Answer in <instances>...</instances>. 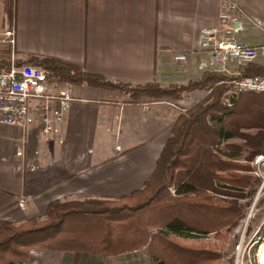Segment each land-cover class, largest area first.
Here are the masks:
<instances>
[{
  "label": "crops",
  "instance_id": "1",
  "mask_svg": "<svg viewBox=\"0 0 264 264\" xmlns=\"http://www.w3.org/2000/svg\"><path fill=\"white\" fill-rule=\"evenodd\" d=\"M224 1L237 5L228 28L220 20ZM14 8V55L58 58L116 83L165 87L214 71L200 68L208 61L204 27L264 45V0H15ZM179 53L188 54L185 63L173 60ZM249 65L264 69L260 58L240 67L231 61L229 74ZM72 92L61 143L57 135L37 137L35 128L0 124V222L44 216L59 199L140 188L180 113L162 103H131L116 90L78 85ZM204 93L191 92L189 105Z\"/></svg>",
  "mask_w": 264,
  "mask_h": 264
},
{
  "label": "trees",
  "instance_id": "2",
  "mask_svg": "<svg viewBox=\"0 0 264 264\" xmlns=\"http://www.w3.org/2000/svg\"><path fill=\"white\" fill-rule=\"evenodd\" d=\"M3 5L8 26L13 27L15 0H4ZM11 53L9 44L0 49V71L9 68ZM15 63L37 66L61 85L130 86L132 95L155 99L184 91L205 93L179 113L140 188L112 198L51 201L43 219H31L25 228L0 222V264H22L33 246L101 256L147 247L149 258L140 264H200L215 259L214 251L185 246L180 240L204 239L211 233L221 236L223 229H232L245 218L262 181L249 162L264 155V94L234 93L228 81L236 76L217 71H205L181 85L121 86L50 56L31 55ZM263 74L264 69L252 65L241 72Z\"/></svg>",
  "mask_w": 264,
  "mask_h": 264
},
{
  "label": "built area",
  "instance_id": "3",
  "mask_svg": "<svg viewBox=\"0 0 264 264\" xmlns=\"http://www.w3.org/2000/svg\"><path fill=\"white\" fill-rule=\"evenodd\" d=\"M236 9L235 3L224 1L223 10L220 13L223 27L228 28L229 22L233 20L231 11ZM0 43L9 44L13 48L14 27L0 33ZM200 44L201 51L208 55V61L200 63V68L203 70L210 68L230 75L228 65L231 61L240 67L258 58L264 66V45L251 46L238 42L229 29L222 32L218 26L202 28ZM187 57V53H179L174 54L172 58L176 63H185ZM232 75L236 78L229 80L228 83L232 86L234 93H243L247 89H264V74L243 76L238 72ZM73 100L71 84L61 85L55 82L37 66L17 65L12 60L8 69L0 71V124L2 125L20 127L24 130L35 128L37 137L48 140L57 135L61 143V124ZM255 161L257 164L264 162V155L257 156ZM263 187L264 177H262L260 191ZM263 224L264 219L260 225ZM259 229L260 226L256 228L254 234ZM255 243L257 242L248 243L247 241L244 246L241 240L235 251L234 264H264L262 258L264 238L257 252L250 255Z\"/></svg>",
  "mask_w": 264,
  "mask_h": 264
},
{
  "label": "rangeland",
  "instance_id": "4",
  "mask_svg": "<svg viewBox=\"0 0 264 264\" xmlns=\"http://www.w3.org/2000/svg\"><path fill=\"white\" fill-rule=\"evenodd\" d=\"M2 1L4 0H0V31L11 27L8 26V23L6 21L5 13L3 11L4 5L2 4ZM4 45L5 44L0 43V49H2ZM10 57H11L10 62L12 60H14V62H16L17 60H21V58H19V56L17 55H14V53H11ZM69 84H71L72 87H74V92H75V87L78 85L72 83ZM117 84L121 86L122 85L126 86L124 83H117ZM175 85H181V84H175ZM102 89L111 90V91L116 90L118 92H122L123 93L122 98H125L129 102L134 104L135 103L146 104L152 102L162 103L165 104V106H171L175 108V110L180 113L184 112L185 109L190 107L189 104L190 101L192 100L190 97L191 95H193L190 94L191 92L184 91L180 93V95L178 96L177 94L168 95L159 99H155L147 95H136V96L132 95L130 92L131 89L130 86L129 87L126 86L122 88L119 86L117 88H102ZM193 96L195 97V95ZM107 97L111 98L112 96L107 95ZM257 156L252 161H250L249 164L254 167L253 173L261 176L262 178L264 177V162L257 164V162L255 161ZM260 188L261 185L258 189V192L256 193L257 199L255 196L251 200L245 218L237 226L233 227L232 229H227V230L223 229L221 236L220 235L216 236L215 234L211 233L207 238L204 239L180 240L181 243L185 246H191L200 249L207 248L208 250L215 252V254L211 255V258H215V259L200 264H234L235 251L237 250V246L239 245L241 240L244 246L247 244V241L248 243L257 242L250 251V255L252 253L257 252L258 246L260 245L262 238H264V224L260 225V223L264 219V199H262L260 202L258 201L260 196L264 197V187L262 188L261 191ZM170 190L172 192L173 188H170ZM82 199L83 198H66V199H59L58 201L60 202H65L69 200L81 201ZM43 217L44 216L42 215L36 217H28L20 221H14V220H6V221L12 222L13 227L25 228L32 224L28 222L31 219L40 220L43 219ZM258 226H260V229L257 231V233L254 234ZM146 248L147 247L136 249L134 251H126L116 255L101 256L98 254H91L88 252L75 254L71 251H64L59 249H44L41 247L33 246L30 247L29 250L27 251L26 253L27 258L22 264H140L142 262H147V259L149 258L148 251Z\"/></svg>",
  "mask_w": 264,
  "mask_h": 264
},
{
  "label": "bare ground",
  "instance_id": "5",
  "mask_svg": "<svg viewBox=\"0 0 264 264\" xmlns=\"http://www.w3.org/2000/svg\"><path fill=\"white\" fill-rule=\"evenodd\" d=\"M244 93L264 94V89H247V91L243 92V94Z\"/></svg>",
  "mask_w": 264,
  "mask_h": 264
},
{
  "label": "water",
  "instance_id": "6",
  "mask_svg": "<svg viewBox=\"0 0 264 264\" xmlns=\"http://www.w3.org/2000/svg\"><path fill=\"white\" fill-rule=\"evenodd\" d=\"M256 199H257V196H256ZM256 199H255V200H256Z\"/></svg>",
  "mask_w": 264,
  "mask_h": 264
}]
</instances>
